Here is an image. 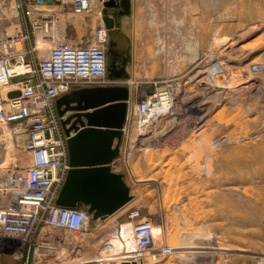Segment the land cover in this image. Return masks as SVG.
Masks as SVG:
<instances>
[{"label":"rangeland","instance_id":"obj_1","mask_svg":"<svg viewBox=\"0 0 264 264\" xmlns=\"http://www.w3.org/2000/svg\"><path fill=\"white\" fill-rule=\"evenodd\" d=\"M30 1L0 0V56L24 53L38 62L66 23L82 22L70 0L53 7ZM118 20L128 76L115 80L107 74L101 85L130 88L125 136L112 164L134 196L129 207L153 222L156 247L165 245L166 233L169 246L192 233L181 243L211 235L222 248L264 249V0H199L198 8L192 0H131L130 14ZM168 88L172 111L140 122L137 104ZM17 93L15 88L10 96ZM17 127L0 128V208L9 202L5 177L31 162L22 150L25 131L15 132ZM129 207L105 220L91 217L84 232L43 228L58 242L40 261L9 239L6 249L0 237V264L101 259L112 230L132 234ZM118 258L121 264L124 256Z\"/></svg>","mask_w":264,"mask_h":264},{"label":"built area","instance_id":"obj_2","mask_svg":"<svg viewBox=\"0 0 264 264\" xmlns=\"http://www.w3.org/2000/svg\"><path fill=\"white\" fill-rule=\"evenodd\" d=\"M46 1L31 0L30 3L36 7ZM71 3L78 15L85 16L92 10L91 0H71ZM109 43L108 30L100 25L83 43L60 38L48 56L38 62L28 60L24 53L17 58L7 52L0 56V128L16 124L15 132L25 131L22 150L31 161L23 170L10 171L8 186L6 182L3 184V191L9 192L11 201L0 208V235L28 249L29 255L39 261L47 256L43 252L54 250L58 242L47 237L43 228L75 232L87 229L85 207L56 204L70 169L68 137L62 125L63 118L56 109V100L73 89L100 86L106 81ZM15 88L18 93L10 96ZM168 93L170 91L162 90L137 104L140 122L146 123L148 115L155 114L153 108H160L161 98ZM126 216L133 223L137 253L122 262L159 264V257L165 250L158 247L154 253H149L155 245L153 222L138 208H130ZM4 246L6 248V244ZM147 256H151V262H145ZM78 264L111 262L94 259Z\"/></svg>","mask_w":264,"mask_h":264},{"label":"water","instance_id":"obj_3","mask_svg":"<svg viewBox=\"0 0 264 264\" xmlns=\"http://www.w3.org/2000/svg\"><path fill=\"white\" fill-rule=\"evenodd\" d=\"M101 2L107 30L115 26L110 9H118L119 14L130 13L131 0ZM108 58L109 78H126L127 57L114 39L108 46ZM129 99L128 86L100 85L73 89L56 100L57 112L64 117L62 125L70 158V169L56 199L58 206L82 205L93 219L105 220L134 199L123 175L112 169L121 152Z\"/></svg>","mask_w":264,"mask_h":264},{"label":"crops","instance_id":"obj_4","mask_svg":"<svg viewBox=\"0 0 264 264\" xmlns=\"http://www.w3.org/2000/svg\"><path fill=\"white\" fill-rule=\"evenodd\" d=\"M54 2H59V1L47 0L45 4H47V6H52ZM66 2L70 4L72 8L71 0ZM101 3L102 2H100V0H92L91 15L83 16L82 22L79 26L78 24H73L71 22L66 23L67 25H64L61 30V34H63L61 35V39L63 38L65 41H73L75 43H83L85 39L84 40L81 39L89 36L95 27H99L103 23L102 11L104 7L101 6ZM192 5L193 6L196 5L198 8L199 0L196 1L192 0ZM47 6H45V8ZM55 6L58 7L61 5L57 3L55 4ZM52 11L54 13L55 10ZM129 14H119L118 9L116 8L110 9V14H109V16L113 18L115 21L114 28L108 30L109 36H111L110 37L111 39L117 41V48L123 52H125V49L120 48V43L122 44L124 43L123 41L124 36L120 30H117L118 27H120V22L118 18L120 17L121 19ZM93 25L96 26L94 27ZM78 27L80 28L82 35H78L79 33ZM68 30L71 32L70 35H68L67 33ZM42 40L43 43L44 42L46 43V40L44 39ZM126 73H127V69H126ZM124 136H125V127H124ZM5 196H6V200L9 201L8 194H6ZM166 231H168V229H166ZM189 235H192V233H185L178 235L179 241L177 242V244L169 246L168 245L169 235L166 233L164 246L170 249L169 251H165L164 253L161 254L162 260L166 261V263L169 264H264L263 247L261 248L240 247L239 249H235V250L227 247L222 248L218 245V241L216 237L211 235L197 237L198 239H195V243H192V238H191L192 236H191L189 237L190 238L189 241L191 243L188 244L181 243V240L185 236H189Z\"/></svg>","mask_w":264,"mask_h":264},{"label":"bare ground","instance_id":"obj_5","mask_svg":"<svg viewBox=\"0 0 264 264\" xmlns=\"http://www.w3.org/2000/svg\"><path fill=\"white\" fill-rule=\"evenodd\" d=\"M91 7H92V0H91ZM39 43L41 44L40 41H39ZM16 45H17V47H20L21 44L19 42H17ZM168 89H169L168 91H170V93H168L167 96H163L161 98V100L163 101V104L161 105V107L160 108L159 107L158 108H155V107L153 108L152 111L155 110V112H154L155 114L154 115H157L159 113H161V115H162V112L165 113V111H167L171 106L174 107L175 101L173 102V105H171L172 104V91H171V88H168ZM174 99H177V97H175ZM172 107L168 110V112L172 111ZM148 116H149L148 119L150 120V115H148ZM143 122L145 123V121H143ZM148 122L149 121L147 120L146 123H148ZM6 134L8 136H10V133H8V131L6 132ZM9 181H10V177L6 176L5 179H4V182H6V184H5L6 186H8V182ZM7 194L9 196V204H10V201H11L10 197L11 196H10L9 192H7ZM132 201H134V200H132ZM132 201L130 203H128L125 207H127V206L129 207L131 205ZM130 208H133V207H129L128 210ZM86 213H87L86 228L88 229V227L90 225L91 215H90V213H88V211H86ZM130 224H131L132 234L130 233L129 230H126V229L125 230L123 229L122 231L121 230L118 231V230L114 229V230L111 231V233L109 234V238L107 240H105L106 242L104 241L105 243H103V246H102V249L108 251V253H107V255H105V257H102L101 259L105 258L104 260L110 261V262H112L111 264H114L116 261H118V259H119L118 257L124 256V259H122V260H126V258H128L129 256L136 255V253H137V244L135 242V239L133 241L134 236H132L133 235V223L130 222ZM152 226H153L155 239H156L157 236H156V232H155V226H154V224ZM0 237H4V236L0 235ZM8 242L9 241H8V237H7V242H6V248L7 249L9 248ZM10 242H12V241H10ZM13 242L17 243L15 241H13ZM162 246L163 247H161V248H163V251L164 250L166 251V247L164 245H162ZM156 249H158V247H156L154 245L153 250H150L149 253L150 254L154 253ZM70 262L75 263L74 260L73 261L71 260ZM119 263L120 262H118V264ZM137 263L139 264L138 261H137Z\"/></svg>","mask_w":264,"mask_h":264},{"label":"flooded vegetation","instance_id":"obj_6","mask_svg":"<svg viewBox=\"0 0 264 264\" xmlns=\"http://www.w3.org/2000/svg\"><path fill=\"white\" fill-rule=\"evenodd\" d=\"M108 63H109V59H108Z\"/></svg>","mask_w":264,"mask_h":264}]
</instances>
